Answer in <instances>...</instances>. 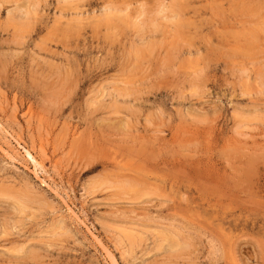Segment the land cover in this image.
<instances>
[{
	"label": "rangeland",
	"instance_id": "374dc122",
	"mask_svg": "<svg viewBox=\"0 0 264 264\" xmlns=\"http://www.w3.org/2000/svg\"><path fill=\"white\" fill-rule=\"evenodd\" d=\"M0 264H264V0H0Z\"/></svg>",
	"mask_w": 264,
	"mask_h": 264
},
{
	"label": "bare ground",
	"instance_id": "6f19581e",
	"mask_svg": "<svg viewBox=\"0 0 264 264\" xmlns=\"http://www.w3.org/2000/svg\"><path fill=\"white\" fill-rule=\"evenodd\" d=\"M36 166H37V164H36ZM38 166H39V165H38ZM201 218H202V216H201ZM203 221H204V220H203ZM205 221H206V220H205ZM222 226H223V225H222ZM218 228H219V227H218ZM216 229H217V228H216ZM225 230H227V229H225ZM224 232H225V231H224ZM231 234H232V233H230V235H231ZM228 240H229V239H228ZM225 242H227V241H225ZM230 242H231V241H230ZM229 245H230V244H229ZM229 245H228V246H229ZM30 260H31V259H30ZM233 262H234V261H233ZM233 262H232V263H233Z\"/></svg>",
	"mask_w": 264,
	"mask_h": 264
}]
</instances>
